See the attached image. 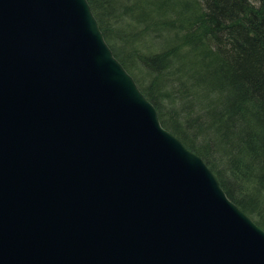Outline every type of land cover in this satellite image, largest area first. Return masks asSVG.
Wrapping results in <instances>:
<instances>
[{
  "label": "water",
  "instance_id": "water-1",
  "mask_svg": "<svg viewBox=\"0 0 264 264\" xmlns=\"http://www.w3.org/2000/svg\"><path fill=\"white\" fill-rule=\"evenodd\" d=\"M0 264H264L87 0H0Z\"/></svg>",
  "mask_w": 264,
  "mask_h": 264
},
{
  "label": "trees",
  "instance_id": "trees-1",
  "mask_svg": "<svg viewBox=\"0 0 264 264\" xmlns=\"http://www.w3.org/2000/svg\"><path fill=\"white\" fill-rule=\"evenodd\" d=\"M87 2L161 126L264 231V0Z\"/></svg>",
  "mask_w": 264,
  "mask_h": 264
},
{
  "label": "rangeland",
  "instance_id": "rangeland-1",
  "mask_svg": "<svg viewBox=\"0 0 264 264\" xmlns=\"http://www.w3.org/2000/svg\"><path fill=\"white\" fill-rule=\"evenodd\" d=\"M138 73H139V71H138ZM135 74H137V73H135Z\"/></svg>",
  "mask_w": 264,
  "mask_h": 264
}]
</instances>
